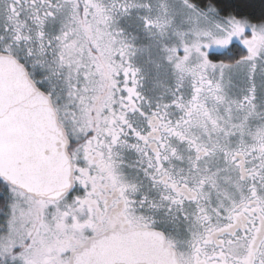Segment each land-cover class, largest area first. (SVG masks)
<instances>
[{
	"label": "snow or ice",
	"instance_id": "snow-or-ice-1",
	"mask_svg": "<svg viewBox=\"0 0 264 264\" xmlns=\"http://www.w3.org/2000/svg\"><path fill=\"white\" fill-rule=\"evenodd\" d=\"M0 264H264V0H0Z\"/></svg>",
	"mask_w": 264,
	"mask_h": 264
}]
</instances>
